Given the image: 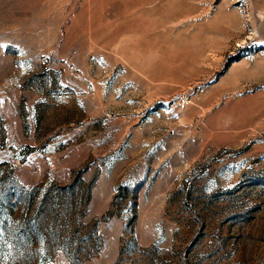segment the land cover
I'll use <instances>...</instances> for the list:
<instances>
[{
    "label": "rangeland",
    "instance_id": "obj_1",
    "mask_svg": "<svg viewBox=\"0 0 264 264\" xmlns=\"http://www.w3.org/2000/svg\"><path fill=\"white\" fill-rule=\"evenodd\" d=\"M125 2L0 0V264H264V0Z\"/></svg>",
    "mask_w": 264,
    "mask_h": 264
},
{
    "label": "crops",
    "instance_id": "obj_2",
    "mask_svg": "<svg viewBox=\"0 0 264 264\" xmlns=\"http://www.w3.org/2000/svg\"><path fill=\"white\" fill-rule=\"evenodd\" d=\"M129 1V0H128ZM138 1H148V2H151V0H131V2L129 3V2H125V3H123V4H121V7L119 6L118 7V10L121 8V10H124V11H122V13H123V16L122 17H124L125 16V14L129 11V9H131V8H133V7H136L138 4L140 5L141 3H138ZM137 4H136V3ZM161 5V4H160ZM98 8H100V7H98ZM152 8V7H151ZM150 8V9H151ZM103 17V16H102ZM125 18V17H124ZM105 19V20H104ZM103 20L104 21H106V18H103ZM136 19H134V20H128V19H124V21H122L121 22V24H126V22L127 23H131V24H133L134 26H139L140 24L137 22V21H135ZM159 22H161V21H159ZM123 53H126V51H122ZM135 53H137L136 52V50H135Z\"/></svg>",
    "mask_w": 264,
    "mask_h": 264
}]
</instances>
